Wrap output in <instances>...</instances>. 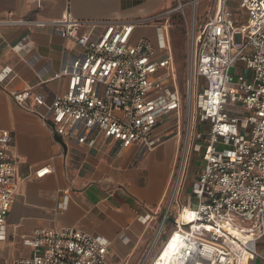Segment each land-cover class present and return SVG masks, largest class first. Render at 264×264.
I'll use <instances>...</instances> for the list:
<instances>
[{"label": "built area", "instance_id": "2783aa9c", "mask_svg": "<svg viewBox=\"0 0 264 264\" xmlns=\"http://www.w3.org/2000/svg\"><path fill=\"white\" fill-rule=\"evenodd\" d=\"M193 1L172 11H182ZM238 9L241 22L230 0H214L201 28H196L197 16L192 15L188 122L192 125L194 117L193 123L198 120L210 128L199 141L187 135L181 146L172 203L186 183L189 154L197 152L202 160L168 238L180 236L182 264L264 260V0H239ZM159 18L86 21L67 15L59 21H1L36 28L50 25L72 42L63 50L62 67L54 75L67 79L66 91L47 103L30 86L13 92L14 100L28 108L33 97L38 109L43 108L37 111L51 134L67 142L93 149L103 138L113 140L117 154L134 146L141 153L157 147L164 138L155 134L156 128L179 116L183 106L163 26H156V43L136 36L139 26ZM239 63L250 71L248 77L232 73ZM12 147L13 135L0 128V241L6 239L18 188ZM53 170L48 163L34 174L43 178ZM168 218L167 213L164 220ZM21 242L32 253L9 264H107L110 247L105 237L61 226L37 228L21 235ZM159 257L153 264H159Z\"/></svg>", "mask_w": 264, "mask_h": 264}, {"label": "crops", "instance_id": "0c3cea01", "mask_svg": "<svg viewBox=\"0 0 264 264\" xmlns=\"http://www.w3.org/2000/svg\"><path fill=\"white\" fill-rule=\"evenodd\" d=\"M190 1L177 0L176 4ZM177 6L171 7V0H0V22L8 18L59 21L67 15L86 21H131L171 15ZM187 7L182 10L186 18L179 12L188 23ZM157 25L163 26L170 46L168 24L141 25L136 36H144L141 34L152 28L145 37L156 43L153 35ZM196 25L201 28L203 23L197 19ZM188 29L190 39L192 27L188 25ZM70 47L72 42L50 25L0 24V128L13 135L18 180L16 202L7 218V236L0 241L5 246L0 248V263L9 264L32 253L23 246L21 235L61 226L107 238V264H153L175 229L173 220L181 205L187 203L182 195L184 187L172 203L181 135H169L162 124L155 130L164 138L157 147L141 153L134 146L118 154L113 140L103 138L91 149L53 136L37 111L35 99L30 98L25 108L12 93L34 86L33 94L44 95L47 103L63 94L67 79H55L54 75L62 67L63 50ZM237 68L236 74L244 75L243 65ZM39 80L44 82L37 84ZM172 138L175 141L168 146ZM193 156L191 152L189 160ZM48 163L53 172L36 178L35 170ZM167 213L169 218L164 220ZM169 221L172 225L168 226Z\"/></svg>", "mask_w": 264, "mask_h": 264}, {"label": "rangeland", "instance_id": "374dc122", "mask_svg": "<svg viewBox=\"0 0 264 264\" xmlns=\"http://www.w3.org/2000/svg\"><path fill=\"white\" fill-rule=\"evenodd\" d=\"M194 1L193 3L189 5V7L186 8L187 16H188V23L186 22L185 19H183L180 16L181 14L179 11H175L171 15H168L167 13L164 15H161L159 18V21H156L158 23L160 22L163 25H166V24L169 25L168 30H169V37H170L171 52L174 58V71H175L176 86L181 93L182 105H183L180 111V115L172 117V119L164 123L163 126L168 128L167 133H169V135L173 134V136H175L176 133L177 134L178 132L181 133L180 145L182 146L187 138V135H189V138L191 140L192 138L194 139V136H195V139L199 141V140H202L204 135L208 133L209 128H210L209 125L204 124L203 122H200L198 120L195 123H193L194 117L192 119V125L189 124L188 122L189 115H188L187 87H186L187 59H188V52H189V47H190L188 25L189 27L190 26L192 27L193 25V20H191V17L193 14L194 16H197V19H199L200 22L204 24L214 4V0H201L199 4L197 2L196 5H194ZM238 2L239 0H230V8L233 11L234 16L238 20V22H241L243 19V16H242V12H240V10L238 9ZM176 3H177V0H171V7L177 6ZM165 10L166 9L161 10L160 12H165ZM149 31L151 32L152 28H150L149 30H146L141 35L148 36L147 32ZM153 36H156V34ZM240 65L241 63L238 64V66ZM243 69H244L243 74L248 77L250 74V71L246 68H243ZM234 72L235 73L238 72L237 67L232 69V73ZM174 141H175V138H172V140L168 143V146ZM188 149H190V146ZM201 166H202L201 156L197 152H194V156L190 160V166L187 169L188 171L187 180L182 190V195L186 196V200L189 195L188 193H190L189 192L190 187L195 180L194 175L196 174V172ZM175 184H174V187H175ZM169 225H172L171 221L168 222V226ZM3 247L5 246L2 243H0V248H3ZM259 250H262V249H259ZM248 264H264V260H257L256 263L251 262Z\"/></svg>", "mask_w": 264, "mask_h": 264}, {"label": "bare ground", "instance_id": "6f19581e", "mask_svg": "<svg viewBox=\"0 0 264 264\" xmlns=\"http://www.w3.org/2000/svg\"><path fill=\"white\" fill-rule=\"evenodd\" d=\"M199 1L195 0L194 5H196L197 2L199 3ZM181 216L184 220L187 219L186 213H182ZM182 248L183 244L181 243V238L178 234H176L172 240L168 239L158 254V256H160L158 260L159 264H172V262L182 264Z\"/></svg>", "mask_w": 264, "mask_h": 264}]
</instances>
